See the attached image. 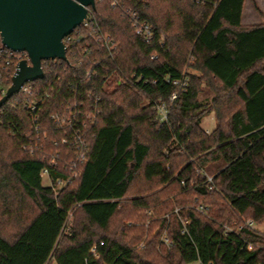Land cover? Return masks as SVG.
<instances>
[{
    "label": "trees",
    "instance_id": "obj_1",
    "mask_svg": "<svg viewBox=\"0 0 264 264\" xmlns=\"http://www.w3.org/2000/svg\"><path fill=\"white\" fill-rule=\"evenodd\" d=\"M244 3L95 1L91 18L111 49L89 41L90 61L42 63L47 135L36 138L19 96L0 108V264H264L254 227L264 226V23L242 28ZM128 13L152 27V42L134 34ZM188 56L197 74L182 72ZM183 80L161 123L155 107ZM203 85L210 103L198 99ZM86 92L102 115L69 180L73 155L49 116ZM211 111L208 132L200 124ZM152 246L163 255L148 258Z\"/></svg>",
    "mask_w": 264,
    "mask_h": 264
},
{
    "label": "built area",
    "instance_id": "obj_2",
    "mask_svg": "<svg viewBox=\"0 0 264 264\" xmlns=\"http://www.w3.org/2000/svg\"><path fill=\"white\" fill-rule=\"evenodd\" d=\"M198 3L200 0H193ZM92 11L89 9L86 19L75 28L71 34L65 37L62 42L65 47V61L54 60L56 62H66L68 57L74 55L79 63L82 61H90L92 57V52L89 51V41L97 47L99 50L110 51L108 38L102 35L97 24L91 18ZM130 23L133 27L134 34L139 37L144 43L149 44L154 38V33L152 27L142 21L134 13H128ZM84 41V46L81 50H77V47L81 45ZM158 42L161 43L162 47H166V42L164 37H160ZM158 58L157 54H153L150 57V60L156 61ZM25 61L29 65L28 56L25 52H13L5 48L0 42V100L5 96V93L8 87L11 84V78L14 76L17 69V65ZM54 61H43V62H54ZM41 62V70L43 73V66ZM91 72L86 73V79H89ZM44 77V73H43ZM43 79V78H42ZM36 80L33 82L25 83L19 90V92L14 96H19L23 101V109L28 114V117L31 122V128L36 135V138H39V135L45 137L47 134L42 130V105L50 100V95L44 93L39 85H36L37 82L41 81ZM178 87V91L171 94L169 99L166 102H162L155 107L157 112V117L161 123L166 122L168 119V113L173 103L176 101L178 92L184 90L187 82L186 80L177 81L173 83ZM91 92H86L83 95L82 99L77 100L76 97H73L74 101H65L63 103V109L57 113L51 114L49 120L55 125L58 133L61 134L60 144L67 148L69 152L72 153L73 160L64 162L63 167L68 170L70 173V179L77 178L79 175L78 167L84 164L87 160L89 144L88 136L91 132V128L96 124L102 113L100 108V98L92 97ZM76 95V93L74 94ZM12 96L10 99H12ZM9 99V100H10ZM72 99V100H73ZM8 100V101H9ZM7 101V102H8ZM6 102V103H7ZM5 103V104H6ZM36 139V140H37ZM57 142H54L53 145H56ZM33 146L37 150H41L34 143ZM35 149L27 148V151L30 156H33L37 152ZM60 153V152H59ZM59 153L50 154V164L49 166L56 168L59 161ZM40 154V152H39ZM68 155V154H67ZM66 155V156H67ZM58 160V161H57ZM49 168V167H48ZM44 167L40 171V178L45 180L48 176L49 169ZM205 178L208 182H211V177L205 175ZM58 184H61L58 181ZM199 212L203 211L202 207H198ZM184 222L183 224H185ZM246 225L252 227L251 222H245ZM185 231V230H184ZM229 231V230H228ZM164 243L167 244V240L163 239ZM168 245V244H167ZM248 251H251L252 246H246ZM92 253H95V248H92ZM97 257V256H95Z\"/></svg>",
    "mask_w": 264,
    "mask_h": 264
},
{
    "label": "water",
    "instance_id": "obj_3",
    "mask_svg": "<svg viewBox=\"0 0 264 264\" xmlns=\"http://www.w3.org/2000/svg\"><path fill=\"white\" fill-rule=\"evenodd\" d=\"M96 0H0V42L13 52H25L0 108L28 82L43 78L41 62L65 61L62 40L95 9Z\"/></svg>",
    "mask_w": 264,
    "mask_h": 264
},
{
    "label": "rangeland",
    "instance_id": "obj_4",
    "mask_svg": "<svg viewBox=\"0 0 264 264\" xmlns=\"http://www.w3.org/2000/svg\"><path fill=\"white\" fill-rule=\"evenodd\" d=\"M264 23V0H245L244 7H243V13H242V19H241V26L242 28H247L255 25H260ZM165 38L166 45H168V39ZM193 59L188 56L187 62L185 66L182 69V72L184 74L193 75L197 74L194 70L190 68V64H192ZM213 95L210 92L209 88L205 85L202 86V93L198 96V99L203 103H210V100L212 99ZM210 106V104H209ZM201 128L206 131H212L216 126V120L215 115L211 111L210 113L206 114L202 120H201ZM42 184L44 186L48 185V182L46 180L42 181ZM134 190V189H133ZM126 200V199H125ZM72 220L68 219V226L71 224ZM256 230H258L261 233H264V226L258 225L254 226ZM165 248H168V246H164ZM152 249H150V253L147 255L148 258H152V252L154 251L155 254H158V256L163 255V251L161 246H152ZM48 264H54L53 260H50Z\"/></svg>",
    "mask_w": 264,
    "mask_h": 264
}]
</instances>
